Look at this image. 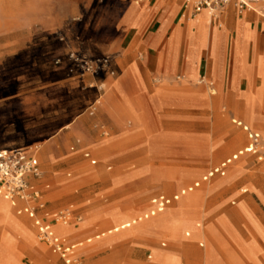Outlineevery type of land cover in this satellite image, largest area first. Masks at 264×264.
Segmentation results:
<instances>
[{"label":"rangeland","instance_id":"1","mask_svg":"<svg viewBox=\"0 0 264 264\" xmlns=\"http://www.w3.org/2000/svg\"><path fill=\"white\" fill-rule=\"evenodd\" d=\"M125 11L118 0H0V148L34 153L47 142L52 145V158H38L39 188L46 204L39 215L77 210L82 217L79 227L57 229L70 242L84 243L79 264H264V246L247 219L264 232V165L251 155L232 165L226 178L203 184L157 217L85 243L147 214L154 198L179 194L246 147L248 135L233 119L259 132L264 142V126L249 124L244 110L230 104V95L245 92L243 83L218 89L215 82L210 87L208 78L200 84L202 78L189 82L175 76L174 84L185 81L191 88L206 89L212 100H204L188 117L175 114L162 101L159 108L140 102L137 117L124 118L118 138L117 128L100 114L101 105L90 116L97 91L85 87L87 77L70 75L68 65H57L56 58L73 50L88 58H110L113 64L110 49ZM250 13L264 19L259 11ZM219 20L214 19V25L219 26ZM95 77L115 78L107 73ZM161 84L156 80V86ZM252 107L264 117V98ZM73 121L74 130L60 133ZM233 139L228 155L214 162L211 152ZM10 207L0 198V264H64L39 241L33 222ZM179 208L193 216L194 228L201 224L203 237H186L189 228L177 238L153 228L175 221ZM220 217L237 240L218 229ZM246 245L258 248L254 261L246 255ZM158 254L172 262H163Z\"/></svg>","mask_w":264,"mask_h":264},{"label":"crops","instance_id":"2","mask_svg":"<svg viewBox=\"0 0 264 264\" xmlns=\"http://www.w3.org/2000/svg\"><path fill=\"white\" fill-rule=\"evenodd\" d=\"M118 2L120 5L126 7V11L119 21L118 37L112 42L110 49V52L115 55L113 69L116 76L113 79L109 77L100 79L98 77L88 76L84 80L86 88L95 89L97 91L98 96L96 97L95 102L100 100L101 103V101H103V103L100 104V114L108 117L106 118L107 122L117 128L119 132V134L116 135L117 138L123 131L122 126L124 118L127 115L137 117V112L140 109V102L148 101L152 106L159 108L161 104L159 102L162 101L164 102V107L172 109L173 112L175 111V114L182 117H188V115H191L190 112H194L193 109L203 107L202 103L204 100H212V94L206 89L196 87L191 88V86L185 81L174 84L173 79L175 76H177L179 80L183 77L189 82L195 81L198 78H208L213 82V86L214 82L218 85V89L225 84H231L233 88H236L242 83L246 84L247 87L243 94L237 93L230 95V104H234L244 110L249 124H258L260 127L264 126V117L258 116L252 107L253 102L264 98L263 18L250 12L239 14L233 7H230L221 15L218 26L217 23H215V25L213 22L210 23L209 14L207 12L200 14L198 20L184 19L182 14L184 12L189 13L188 10H184L185 0H151L142 5H137L133 0H118ZM71 51L73 50L66 52L61 57H57L56 61L61 60V65L69 66L70 63L67 56ZM158 79L162 80L160 86L155 85V82ZM255 88H257L256 92ZM260 92L262 94L261 96H259ZM249 96L251 97L250 100L252 102L248 107L247 102ZM257 96L259 97L256 98ZM212 113L214 115L213 106ZM194 114L197 116L196 113ZM232 123L243 131L244 129L240 127L238 123L249 128L252 133L260 134L245 125L242 121L233 119ZM75 127L76 121H73L63 127L60 133L63 131L74 130ZM52 140H56V137H53ZM48 143L49 142L42 146L40 152L35 151L34 153H31L29 151L35 158L38 166V158H52V145ZM234 143L235 140L233 139L225 146L211 152L212 160L215 162L228 155L233 148ZM239 151H237L236 154ZM87 155L89 156L87 157ZM85 158L91 159V154L86 153ZM227 159L217 166L210 168L201 179L187 188L200 182L201 186L195 189L192 193L200 189L203 184L208 183L203 182V178L214 168L219 167ZM93 162H95V164L97 163L96 160L91 161L92 164ZM231 166L227 169L226 176L222 177L217 175L212 179L226 178ZM212 179H210L209 182ZM39 180L40 179L32 180L31 182L33 189L41 192L42 201H44L43 196L45 192L40 190ZM246 193L247 191L243 192V194ZM189 194L191 193H188L187 195ZM177 195L165 197L173 198ZM185 196H182L181 198ZM262 196L264 197V194H262ZM1 199L4 200L3 198ZM179 201L173 202L166 210ZM5 202L13 207L9 202ZM235 204V201L232 202V205ZM24 205V202H20L18 207L22 208ZM14 209L18 211L17 208ZM152 209L153 206L151 204V210ZM73 210L79 215L77 210ZM55 213L57 212H45L43 213L42 218H44L45 221L50 222L52 215ZM162 213H159L158 215ZM169 215L167 214L165 217ZM143 216H140L137 219ZM173 216H176L175 221L171 223L157 224V226L154 224L153 228L165 230L170 233L173 238H177L179 233L186 228H189L191 231L186 234V237H190L191 233L194 235V238L204 236V229H200L201 224H197L196 228H194L191 222L193 216L186 213L182 208H179ZM155 217H151L144 221H148ZM137 219L131 220L117 228L126 226ZM247 219L249 221V226H251L252 230L256 233V236L264 246V232L261 230L260 226L254 224L248 216ZM218 221L220 222L217 224L218 229L231 239L237 240L236 234L232 228L226 224V221L221 217ZM140 223H137L136 225ZM72 225H74V228H77L80 224ZM136 225H132L130 228L121 231L131 229ZM58 227L59 226H55L56 233L60 237L68 240L65 235L59 233L57 229ZM166 246V243H162L161 245L163 248ZM199 246L200 248H204L205 244L200 243ZM47 247L54 255L61 259L52 248L49 246ZM244 247V251L248 258L254 261L258 253V248L254 245H246ZM158 257L163 262H172L171 259L164 254H158ZM215 257L216 256L214 255V262H218V259ZM151 258L152 257H150V259Z\"/></svg>","mask_w":264,"mask_h":264},{"label":"built area","instance_id":"3","mask_svg":"<svg viewBox=\"0 0 264 264\" xmlns=\"http://www.w3.org/2000/svg\"><path fill=\"white\" fill-rule=\"evenodd\" d=\"M98 1L105 2L107 0ZM148 1L151 0H133L137 5H142ZM230 7H233L239 14L257 13L259 11L264 16L263 0H185L184 10H188L189 13L184 12L182 17L186 20H198L200 14L207 12L210 23H212L214 19L221 17ZM67 59L70 63L68 67L69 74L78 76L81 79H85L88 76L95 77L102 73H107L111 77L116 76L110 58H88L71 51ZM56 64L60 65L61 60H57ZM204 82L205 79L202 78L199 83L203 84ZM212 86L213 84L211 83L210 87ZM99 105L100 100L90 107V116L95 115ZM238 125L248 134L249 143L237 154L209 172L203 178V182H209L210 179L217 175L226 176L227 169L246 155L254 156L260 164L264 165V142L262 136L258 133H252L249 128L241 123H238ZM41 176L42 172L35 158L28 150L22 148H0V197L9 202L14 208H17L18 215H26L33 221L39 241L52 248L60 256L64 264H79L78 252L84 243H73L60 237L56 233L55 226L67 227L71 224H80L82 217L77 215L72 208H68L53 214L50 222L45 221L39 214L44 212L46 204L42 201L41 192L34 190L31 182L32 180L40 179ZM200 186L201 183L198 182L173 198L157 197L151 201L153 209L148 214L126 226L98 234L86 240L85 243L91 244L93 241L101 240L107 235L118 233L121 230L130 228L132 225L155 217L159 213L164 212L173 202L179 201L182 196L192 193ZM20 202L25 203L22 208L18 207Z\"/></svg>","mask_w":264,"mask_h":264},{"label":"bare ground","instance_id":"4","mask_svg":"<svg viewBox=\"0 0 264 264\" xmlns=\"http://www.w3.org/2000/svg\"><path fill=\"white\" fill-rule=\"evenodd\" d=\"M234 23V22H233Z\"/></svg>","mask_w":264,"mask_h":264}]
</instances>
